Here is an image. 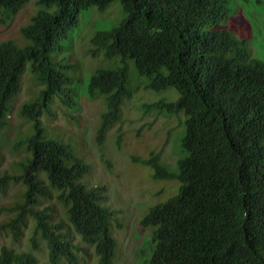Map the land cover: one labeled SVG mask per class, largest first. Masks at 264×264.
Segmentation results:
<instances>
[{"label": "trees", "instance_id": "16d2710c", "mask_svg": "<svg viewBox=\"0 0 264 264\" xmlns=\"http://www.w3.org/2000/svg\"><path fill=\"white\" fill-rule=\"evenodd\" d=\"M28 1L0 0V10L15 15ZM115 1L125 17L112 29L97 31L88 51L120 60L98 68L87 85V95L103 96L106 105L98 143L103 145L107 131L121 121L122 104L132 97L127 61L146 78V89L172 88L178 94L174 101L144 104L146 111L185 116L182 156L174 171L159 152L133 158L152 169L155 180L179 183L178 193L153 206L140 222L142 228H155L148 264H264V61L252 56L245 40L215 29L233 12L229 0H39L56 10L39 11L22 28L30 44L0 42V131L27 62L43 86L20 109L33 128L16 142L28 153L17 164L21 174L0 175V192L11 183L24 186L15 213L0 222V235L17 242L32 219V249L40 250L39 242L48 249L46 262L32 251L2 246L0 264H78L77 253L91 256L76 236L94 249L98 264L114 263L118 245L110 225L116 212L103 205L105 187L78 182L89 174V165L71 144L48 138L40 117L52 114L56 100L70 106L74 95L67 66L59 61L56 68L51 54L62 52L81 12L104 11ZM1 139L0 132V148ZM49 200L53 205H44ZM56 203L68 223L54 217Z\"/></svg>", "mask_w": 264, "mask_h": 264}, {"label": "rangeland", "instance_id": "374dc122", "mask_svg": "<svg viewBox=\"0 0 264 264\" xmlns=\"http://www.w3.org/2000/svg\"><path fill=\"white\" fill-rule=\"evenodd\" d=\"M229 2L233 12L215 29H225L238 39L245 40L252 56L264 61V0ZM55 10V7L40 5L39 0H29L15 15L0 10V42L10 41L20 48L28 46L30 41L23 37L22 28L29 25L31 18L39 11ZM124 17L120 1L111 3L104 11L92 7L79 14L78 25L64 40L62 52L51 54L56 68H61L58 65L61 61L63 67L67 66V75L74 80L72 103L64 106L56 100L51 105L52 114L44 113L40 118L48 138L71 144L76 155L89 165V174L78 182L86 188L105 187L103 205L116 212L110 225V236L118 245L113 264H148L155 249V228H142L140 222L153 206L176 195L179 183L175 180H155L153 170L135 162L133 158L145 159L151 152H159L161 161L174 171L182 156L179 139L184 131L185 116L183 112L169 116L155 110L146 111L144 104L161 98L174 101L178 94L172 88L159 93L146 89V78L139 77L134 63L127 61L130 66L128 89L132 91V97L122 104L121 121L107 131L103 145L98 143L97 132L106 105L103 96L90 98L87 95V85L98 68L119 65L120 60L110 62L102 54L93 57L88 52L90 40L97 31L112 29ZM30 66L31 63L27 62L19 92L8 104L11 111L7 123L0 131V175H20L17 164L28 155L23 146L16 145L19 138L30 136L33 132L31 121L21 117L20 109L24 103L36 99L43 89L31 73ZM104 160H108L111 167ZM23 191L22 183H11L0 192V222L15 213ZM53 203L54 200H49L44 205ZM54 209V217L68 223L62 206L56 203ZM32 230L33 220L30 219L29 229L25 230V235L19 241L15 242L7 234L0 235V250L2 246H7L32 251L41 261L47 262L48 249L43 242H39L40 250L31 247ZM75 240L81 248L88 249L91 256L77 253L78 264H98L94 249L84 245L78 236Z\"/></svg>", "mask_w": 264, "mask_h": 264}]
</instances>
